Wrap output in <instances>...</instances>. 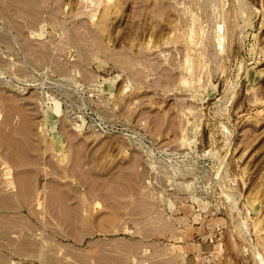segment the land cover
<instances>
[{
	"label": "rangeland",
	"instance_id": "rangeland-1",
	"mask_svg": "<svg viewBox=\"0 0 264 264\" xmlns=\"http://www.w3.org/2000/svg\"><path fill=\"white\" fill-rule=\"evenodd\" d=\"M24 119L0 264H264V0H0V131Z\"/></svg>",
	"mask_w": 264,
	"mask_h": 264
},
{
	"label": "crops",
	"instance_id": "crops-1",
	"mask_svg": "<svg viewBox=\"0 0 264 264\" xmlns=\"http://www.w3.org/2000/svg\"><path fill=\"white\" fill-rule=\"evenodd\" d=\"M8 119H9V116H7L5 118V120H8ZM23 122L25 123L22 127L23 129L22 128L17 129V127H15L14 129L11 128L9 130H3V133H2V131H0V157L6 156L9 163L11 162L12 165L15 166L16 168L21 166V169H19L18 174L16 172L13 175V178L15 180H17V178L19 177V173H22V172H24V174L28 173L30 175V179H32V169L29 168V164L30 165L32 164V163H30V162H32V160H30L28 157V155L31 154L32 148H30L31 144L28 143L29 141H27L29 139V137H28L29 128H26V126L28 127V124H27L28 120L24 119ZM26 138H28V139H26ZM18 143H19V145H17ZM16 154H18V155H16ZM12 155H13V157H15V159H13ZM23 155L25 156L24 158H23ZM10 157H11V160H13L14 162L9 160ZM24 159L25 160L28 159V160H26L27 162ZM15 183H17V182H15ZM0 194H1V187H0ZM6 203H7V201H3L2 199H0V227H2L3 217L7 218L6 214L2 210V208L4 207V204H6ZM180 247H181L180 250L183 252L182 256H183V259L185 261V264H209L210 263L209 261L205 260V245L204 244H201V245L196 244V243H193L192 245L182 244V245H180ZM178 249L179 248H176L177 251H178ZM217 261H219V259Z\"/></svg>",
	"mask_w": 264,
	"mask_h": 264
},
{
	"label": "bare ground",
	"instance_id": "bare-ground-1",
	"mask_svg": "<svg viewBox=\"0 0 264 264\" xmlns=\"http://www.w3.org/2000/svg\"><path fill=\"white\" fill-rule=\"evenodd\" d=\"M17 3H18V2H17ZM30 4H31V3H30ZM96 33H97V32H96ZM98 35H99V34H98ZM75 36H76V35H75ZM76 37H77V36H76ZM98 38H99V37H98ZM98 38H97V39H98ZM73 40H74V39H73ZM83 41H84V40H83ZM77 42H78V41H77ZM102 46H103V45H102ZM44 51H45V50H44ZM39 52H40V51H39ZM46 58H47V57H46ZM60 67H62V66H60ZM7 104H8V103H7ZM3 122H4V121H3ZM10 122H12V121H10ZM4 123H5V122H4ZM8 123H9V122H8ZM24 124H25V123H24ZM6 126H7V125H6ZM18 127H19V126H18ZM21 128H22V127H21ZM26 128H28V127L26 126ZM13 129H14V128H13ZM13 129H12V130H13ZM22 129H23V128H22ZM0 130H1V129H0ZM29 130H30V129H29ZM28 132H30V131H28ZM2 133H3V131H2ZM2 136H3V135H2ZM25 136H26V135H25ZM26 137H27V136H26ZM26 139H28V138H26ZM7 140H8V139H7ZM17 140H18V139H17ZM27 141H28V140H27ZM13 143H14V142H13ZM10 144H11V143H10ZM17 145H19V143H18ZM8 146H9V145H8ZM13 146H14V145H13ZM28 146H29V145H28ZM16 148H17V147H16ZM6 149H7V148H6ZM14 149H15V148H14ZM10 150H11V149H10ZM5 151H6V150H5ZM20 152H21V151H20ZM3 153H4V152H3ZM3 153H2V154H3ZM3 155H4V154H3ZM3 155H2V156H3ZM16 155H18V154H16ZM9 156H10V155H9ZM12 157H13V155H12ZM24 157H25V156L23 155V158H24ZM2 158H3V157H2ZM17 158H18V157H17ZM13 159H15V157H13ZM9 160H11V157H10ZM24 160H25V159H24ZM26 160H28V159H26ZM26 160H25V161H26ZM31 160H32V159H31ZM7 161H8V160H7ZM11 161H13V160H11ZM13 162H14V161H13ZM26 162H27V161H26ZM29 162H30V161H29ZM35 162H36V161H35ZM16 163H17V162H16ZM16 163H15V164H16ZM32 163H33V162H32ZM15 164H14V165H15ZM22 164H23V163H22ZM11 165H12V164H11ZM17 165H18V164H17ZM23 165H24V164H23ZM14 167H15V166H14ZM17 169H18V168H17ZM16 171H17V170H16ZM20 174H21V173H20ZM24 175H25V176H24ZM24 175H23V176H24L23 178H20V179L22 180L21 183H24V182H25V183H28V182H30V181L28 180V176H29V174H24ZM16 177H17V176H16ZM29 179H30V178H29ZM16 182H18V181H16ZM19 182H20V181H19ZM17 184H18V183H17ZM19 186L21 187V185H19ZM22 186H23V185H22ZM26 186H29V183H28ZM26 186H25V188H23V190L21 189L22 192H23L25 195H26L27 193H30L29 191H31V190H29V189H30V186H29V187H26ZM18 188H19V187H18ZM19 190H20V189H19ZM19 190H18V191H19ZM20 194H21V193H20ZM24 194H23V195H24ZM21 195H22V194H21ZM12 197H13V196H12ZM14 198H15V197H14ZM11 199H13V198H11ZM10 202H11V201H10ZM16 202H17V201H16ZM60 202H61V201H60ZM5 206H6V205H5ZM15 207H16V206H15ZM65 209H67V208H65ZM12 221H13V220H12ZM25 224H27V223H25ZM101 257H102V256H101ZM98 259H99V258H98ZM103 259H104V258H103ZM101 260H102V259H101ZM99 261H100V260H99ZM104 262H105V261H104ZM106 262H108V261L106 260Z\"/></svg>",
	"mask_w": 264,
	"mask_h": 264
}]
</instances>
